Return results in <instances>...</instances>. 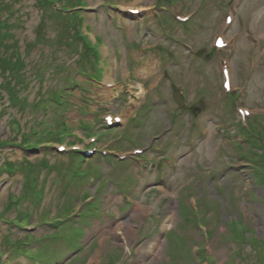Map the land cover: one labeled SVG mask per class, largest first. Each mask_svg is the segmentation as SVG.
<instances>
[{
    "label": "rangeland",
    "instance_id": "1",
    "mask_svg": "<svg viewBox=\"0 0 264 264\" xmlns=\"http://www.w3.org/2000/svg\"><path fill=\"white\" fill-rule=\"evenodd\" d=\"M52 1L0 0V264H264V0Z\"/></svg>",
    "mask_w": 264,
    "mask_h": 264
},
{
    "label": "trees",
    "instance_id": "2",
    "mask_svg": "<svg viewBox=\"0 0 264 264\" xmlns=\"http://www.w3.org/2000/svg\"><path fill=\"white\" fill-rule=\"evenodd\" d=\"M40 3H42L44 6H47L48 8H50L52 10V12L54 11L55 13H57L58 15H60L61 18H64V17H67V18H70L72 15L71 13H74L76 12L75 8H65V9H68V10H65L63 8H61L59 11L55 8H53V1L52 0H38ZM64 2L66 0H55V4L56 3H60V2ZM82 0H76V3H80ZM65 5H66V2H64ZM76 7V6H75ZM71 15V16H70ZM80 23V21L78 22ZM70 31H74L76 35H78L79 39H81L83 41V38L80 36V32H79V29H78V26H73L71 28H69ZM85 47L87 48V46L85 45ZM88 49H91L90 47H88ZM22 65V64H21ZM17 67H21V66H17ZM18 70V69H17ZM19 73V72H18ZM74 154H80L78 152H73ZM197 206V205H196ZM190 211H191V214L194 215L196 213V210L192 209L190 207Z\"/></svg>",
    "mask_w": 264,
    "mask_h": 264
},
{
    "label": "bare ground",
    "instance_id": "3",
    "mask_svg": "<svg viewBox=\"0 0 264 264\" xmlns=\"http://www.w3.org/2000/svg\"><path fill=\"white\" fill-rule=\"evenodd\" d=\"M136 3H140V1H139V0H136ZM121 8L126 9L127 11L135 10V11H138V12H143V11H145V10H149L148 7H145V6H143V5H142V6H139V7H137V8H132V6L124 5V6H121ZM228 77H229V80H230V82H231L230 72H228ZM106 82H107L108 84H110V85H112V83H113L109 77H107ZM230 90H231V88H230ZM118 118H119V117H118ZM119 119H120V118H119ZM112 122H113V120H112ZM122 122H123V120L120 119V123H122ZM169 223H170V219L168 218V219H166V225L169 226ZM128 230H130V229L128 228ZM129 233L132 234L131 231H130ZM155 254H156V253H154V255H155ZM154 255H153V259L156 260V259L158 258V255H157V254H156L155 256H154Z\"/></svg>",
    "mask_w": 264,
    "mask_h": 264
}]
</instances>
